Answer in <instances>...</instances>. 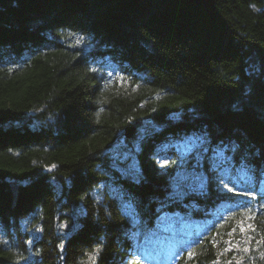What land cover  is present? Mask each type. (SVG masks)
<instances>
[{
	"label": "trees",
	"instance_id": "16d2710c",
	"mask_svg": "<svg viewBox=\"0 0 264 264\" xmlns=\"http://www.w3.org/2000/svg\"><path fill=\"white\" fill-rule=\"evenodd\" d=\"M0 228V264H264V0H0Z\"/></svg>",
	"mask_w": 264,
	"mask_h": 264
},
{
	"label": "snow or ice",
	"instance_id": "6c2138e0",
	"mask_svg": "<svg viewBox=\"0 0 264 264\" xmlns=\"http://www.w3.org/2000/svg\"><path fill=\"white\" fill-rule=\"evenodd\" d=\"M198 142L201 144H205V136L202 135L201 137H198ZM211 137L210 135H207V141L208 145L204 148L205 155L201 158L200 161H196L192 158L185 159L183 164H180V168L182 171L186 173L183 179H180L176 185L177 194L179 195H186L192 188L199 186L203 187L204 183L208 181L211 168L209 167L204 172H201V169L204 168V162L209 158V154L215 156L217 153H215V150L210 145ZM154 163L158 169L161 171L170 170L168 169V166L171 164L175 166L178 164V161H171L169 159H165L162 163H157L154 160ZM139 183V181H138ZM168 202H172V195L171 192L168 195ZM159 207L161 209H165L167 207V204L165 202H161L159 204Z\"/></svg>",
	"mask_w": 264,
	"mask_h": 264
},
{
	"label": "rangeland",
	"instance_id": "374dc122",
	"mask_svg": "<svg viewBox=\"0 0 264 264\" xmlns=\"http://www.w3.org/2000/svg\"><path fill=\"white\" fill-rule=\"evenodd\" d=\"M198 137L194 135H189L182 137L175 142H172L171 144L175 147L176 152L178 153L179 156H185L193 149H197L200 146V143L198 142ZM119 145L126 147L124 144V140L120 139L119 140ZM118 145H116L117 147ZM127 149L124 150L123 156H127L129 153V147H126ZM122 169V168H120ZM25 222L21 223V230L24 229ZM196 225H192L189 228H193ZM27 227V226H26ZM3 229L0 228V237L4 235ZM159 243V244H158ZM158 247H153L151 249L150 255H147L148 251H141L140 255L146 257V260L150 262V264H166V257L169 255L171 256L173 254V249L175 248L176 245V240L171 237V236H166L163 239L160 237L159 242H158ZM27 259L31 258V256H27Z\"/></svg>",
	"mask_w": 264,
	"mask_h": 264
},
{
	"label": "water",
	"instance_id": "95a60500",
	"mask_svg": "<svg viewBox=\"0 0 264 264\" xmlns=\"http://www.w3.org/2000/svg\"><path fill=\"white\" fill-rule=\"evenodd\" d=\"M142 125V121L141 120H136L134 122H131L129 124H127L125 127H124V136L126 138H129V139H133L137 136L138 134V128L139 126Z\"/></svg>",
	"mask_w": 264,
	"mask_h": 264
}]
</instances>
